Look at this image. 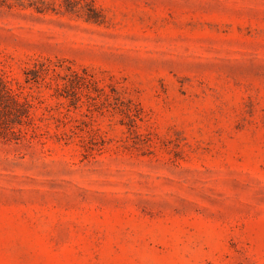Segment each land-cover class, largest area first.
<instances>
[{
	"label": "rangeland",
	"instance_id": "rangeland-1",
	"mask_svg": "<svg viewBox=\"0 0 264 264\" xmlns=\"http://www.w3.org/2000/svg\"><path fill=\"white\" fill-rule=\"evenodd\" d=\"M0 73V264H264V0H0Z\"/></svg>",
	"mask_w": 264,
	"mask_h": 264
},
{
	"label": "trees",
	"instance_id": "trees-1",
	"mask_svg": "<svg viewBox=\"0 0 264 264\" xmlns=\"http://www.w3.org/2000/svg\"><path fill=\"white\" fill-rule=\"evenodd\" d=\"M33 78L47 69L39 65ZM74 75H77L76 73ZM28 80V79H26ZM31 106L20 91L14 90L0 73V142L28 141V132L34 131L30 116Z\"/></svg>",
	"mask_w": 264,
	"mask_h": 264
}]
</instances>
